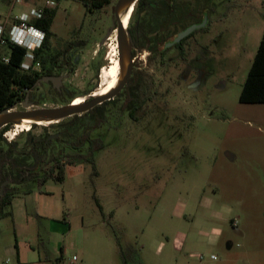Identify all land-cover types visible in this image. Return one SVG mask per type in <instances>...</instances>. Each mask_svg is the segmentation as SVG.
Listing matches in <instances>:
<instances>
[{"label":"rangeland","instance_id":"obj_1","mask_svg":"<svg viewBox=\"0 0 264 264\" xmlns=\"http://www.w3.org/2000/svg\"><path fill=\"white\" fill-rule=\"evenodd\" d=\"M46 1L22 0L30 7ZM110 1L93 14L79 0L59 3L49 52L60 55L63 92L39 84L29 92L32 109L87 98L100 88L102 70L118 65L117 35L108 34L116 26L119 0ZM14 2L0 0L4 15ZM211 5V11L200 12L206 27L172 47L163 61L144 48L135 50L128 85L97 113L105 118L90 134L94 166L69 156L65 161L76 166L66 168L63 183L49 179L24 186L15 171L30 172L41 162L48 174L60 145L47 148L44 139L59 133L62 123L93 124L90 116L4 132L0 149L18 153L5 156V176L10 188L21 192L5 210L11 216L0 220V259L10 264H71L73 256L81 264H264V104L240 103L263 40L264 0H212ZM143 18L135 6L127 31ZM68 42L75 47L62 59ZM8 52L0 44V57ZM144 75L155 82L158 95L148 105L149 115L135 123L125 104L129 95H137ZM80 134L65 146L68 155L88 154L89 144L80 151L71 147Z\"/></svg>","mask_w":264,"mask_h":264},{"label":"trees","instance_id":"obj_2","mask_svg":"<svg viewBox=\"0 0 264 264\" xmlns=\"http://www.w3.org/2000/svg\"><path fill=\"white\" fill-rule=\"evenodd\" d=\"M79 1L84 4L87 14H93L96 11L103 10L111 4L110 0ZM143 2L144 0H140V4H143ZM157 4L159 8L156 9H151L150 7H139L141 12H147L146 18L151 19L154 22L153 27L147 26L143 28V32L147 38H153L155 44L159 47H165L166 44L169 43L168 40L170 38L175 37L177 33L184 30L187 26L182 25V22L178 17V9H176V7H164L166 2L162 0L158 1ZM162 7H164V10ZM57 13L58 7L55 9H45L43 18L32 22L37 28L41 29L46 34L42 48L34 52L35 61L41 64V71H22L21 67L27 55V50L10 42L6 44L9 52L7 55L0 57V113L7 108L17 106L21 102L25 101L29 92L33 90V87L40 80L53 75V70L57 67L60 57L59 54L52 55L49 52L50 41L55 36L52 27L57 17ZM199 20L200 21L198 23H202V16ZM128 33L132 39L134 37L132 29H129ZM67 45L68 49L72 46L71 42H68ZM177 46L179 47L180 45ZM138 86L139 89H137V95L135 93V97H133L131 94L127 99L129 118L135 123L143 121L149 115V109H147V106L158 95V90L155 89V82L152 79L149 80L145 77V75L142 82ZM32 99L33 98H30L31 101ZM131 102L135 105H131ZM240 103L264 104V35L247 80L243 86ZM100 110H102V106H99L85 114V116H90L94 119L93 124H89L81 128L76 127V122L71 123L64 129L62 138L57 140H49L50 136L48 135L43 141V145L45 147H51L52 144L60 145V149H58L56 157L54 154H52L53 156L51 157L50 162H52L54 166L50 169L48 174L40 168L42 164L41 162H38L36 169H33L30 172L26 169L15 170L20 177L17 182L19 186H24L27 183L35 181L44 183L49 179H54L57 182L63 183L66 168H68V166H76L75 163H68L65 161V158H68L69 156L74 158V162L82 164L91 163L94 166L95 161L93 152L95 149L93 146L95 141L90 138V134L98 129L103 123L104 117L98 118L97 116V113H99ZM10 127H12V125L7 126L0 131V144L4 142V132H7ZM77 132H81L80 136H76L78 142L76 144H71V147L76 151H80L83 147L89 144V152L86 155H82V153L68 155L65 151L67 150L65 146L69 145V140H72L73 134ZM5 145L11 146L13 144H7L5 141ZM2 151L3 150L0 149V154ZM15 154L18 155V153H14L13 150H10L5 154V156L12 159V156ZM6 157L5 159H7ZM15 162H18V158ZM21 174L24 176H21ZM20 192V189H11V191L5 195L0 211V220L11 216V212H5V210L12 206L14 198Z\"/></svg>","mask_w":264,"mask_h":264},{"label":"water","instance_id":"obj_3","mask_svg":"<svg viewBox=\"0 0 264 264\" xmlns=\"http://www.w3.org/2000/svg\"><path fill=\"white\" fill-rule=\"evenodd\" d=\"M138 1L139 0H119L115 6L114 13L116 19V26L112 30V32L108 34V37H111L114 33H116L117 35L120 64V81L113 91H111L108 95L101 97H93L94 94L88 96L89 101H86L85 103L79 106H73L72 103L54 109H32L34 105L30 102L28 95L25 101L20 103L22 110H17V105L11 108H7L0 113V131L10 125H12L13 127L21 125L25 120L59 123L60 121H63L67 118L85 114L93 110L97 106L102 105L104 102L110 101L117 97L118 94H120L128 85L134 68L132 52L133 45L130 39V35L121 21L120 14L124 9L135 5ZM206 24L207 19H205L202 24L193 25L187 28L185 31H183L177 36L173 44L168 46L170 47L175 44L181 43L183 39L187 38L195 31L204 29L206 27ZM61 80L62 78L48 77L44 78L42 82H52L57 85L60 83ZM36 86L37 85H35L33 89ZM51 138H55V136Z\"/></svg>","mask_w":264,"mask_h":264},{"label":"flooded vegetation","instance_id":"obj_4","mask_svg":"<svg viewBox=\"0 0 264 264\" xmlns=\"http://www.w3.org/2000/svg\"><path fill=\"white\" fill-rule=\"evenodd\" d=\"M158 1L160 0H144L143 4H140V0L134 5L137 7V12L140 14V15H143L144 18H143V21H142V24H138L136 27H134V29H132L133 31V38L131 39V42H132V45H133V55H134V52L135 50L137 49H142L144 48V50L148 51L149 53V57H155V58H159L160 61H163V59L165 58V56L169 53V51L171 50L172 47H178L177 45H180L181 43L179 44H175L173 46H168V45H171L174 43V40L177 38V36L182 33L183 31H185L187 28H189L190 24L189 25H186L187 22H191V25L193 24H200L198 23L200 20L199 18L202 16L200 14V12L202 11L201 9H204L206 11H211V8L208 9L209 7H211V1L212 0H162L164 2H166V4L164 5V7H176V9H178L177 13H178V17L180 18L181 22H182V25H186L187 27L180 31L179 33H177V35L175 37H172L168 40V44H166L165 47H159L157 44H155L154 42V39L153 38H147L145 36V33L143 32V28L145 27H153V24L154 22L151 20V19H147L146 18V13L147 12H141L139 7H150L151 9H156V8H159L158 7ZM162 7V9L164 8ZM205 7V8H204ZM134 10H135V7H134ZM164 10V9H163ZM203 18V16H202ZM204 20V19H203ZM202 20V21H203ZM141 30H140V29ZM131 29V28H130ZM196 32V31H195ZM194 32V33H195ZM192 35V34H191ZM75 47V45H72L69 49H66L64 52H63V55H62V59H65L66 58V55L70 52V50H73ZM146 48V49H145ZM143 50V49H142ZM133 61H134V64H135V59H134V56H133ZM59 65V63H58ZM57 67L53 70V75L52 76H48V77H55V78H62V80L60 81L59 84L55 85L54 83L52 82H42V80H40L36 85L38 86L39 84L41 83H45V84H48V85H51V87L56 90V92L58 94H61L63 92L61 86L63 84V77H62V74H61V70H62V67ZM42 69V67H41ZM134 69V68H133ZM41 71V70H40ZM46 77V78H48ZM126 88V87H125ZM93 93L91 94H88L87 96H91L93 95ZM116 98V97H115ZM75 98H70L68 100V103L66 105H69V104H72L73 101H74ZM29 100H30V95H29ZM114 100V99H112ZM110 100V101H112ZM87 101H89V98L87 97ZM154 101V100H153ZM152 101V102H153ZM30 102L32 103V101L30 100ZM86 102V101H85ZM107 102V101H106ZM104 102L102 105V110H103V105L106 103ZM134 103L131 102V105H133ZM150 104V103H149ZM65 105V106H66ZM126 108V112L129 116V110H128V103L125 104ZM135 105V104H134ZM99 107V106H97ZM96 107V108H97ZM130 107V106H129ZM131 108V107H130ZM95 109V108H94ZM147 109L148 106H147ZM102 110H100L99 112H102ZM92 111V110H91ZM90 112V111H89ZM88 113V112H87ZM85 113V114H87ZM85 114H82V115H76V116H73L75 118H81L83 115L85 116ZM98 118H101V115L98 114L97 115ZM104 116V115H103ZM102 116V117H103ZM105 118V117H104ZM71 123H74V122H71ZM71 123H62L60 125L57 126V128H60V131L59 133H57L56 135H53L55 136V138H51L53 136H50L49 137V140H57V139H61L62 138V132L61 130H64L69 124ZM5 158V154H4V151H2V153L0 154V161L2 159ZM4 164H0L1 167H2V177H1V168H0V211H1V208H2V203H3V200L5 198V195L11 191V188H10V184H11V179H9V177L5 176V159H4ZM10 163H7V165H9ZM13 182V181H12Z\"/></svg>","mask_w":264,"mask_h":264},{"label":"built area","instance_id":"obj_5","mask_svg":"<svg viewBox=\"0 0 264 264\" xmlns=\"http://www.w3.org/2000/svg\"><path fill=\"white\" fill-rule=\"evenodd\" d=\"M61 1L63 0H48L42 7H30L16 15V6L19 8L23 4L22 0H15L5 15L0 9V44L10 42L27 50L22 71L41 70V64L35 61L34 52L42 48L46 34L32 22L42 19L45 9H55ZM10 263V259H0V264ZM71 264H81L78 256L72 257Z\"/></svg>","mask_w":264,"mask_h":264},{"label":"bare ground","instance_id":"obj_6","mask_svg":"<svg viewBox=\"0 0 264 264\" xmlns=\"http://www.w3.org/2000/svg\"><path fill=\"white\" fill-rule=\"evenodd\" d=\"M134 5L131 7H128L124 9L121 14L120 18L121 21L125 27V29H128L129 23L131 21V17L134 12ZM117 64V63H116ZM120 81V65L113 68H104L101 72V86L98 90L94 92L93 97H101L108 95L111 91H113ZM87 98L81 97L77 98L73 101V106H79L85 103ZM56 122H38V121H32V120H25L21 125L16 126L17 129L21 130L22 127L25 125H36V126H42L47 127L55 124ZM20 132V131H19ZM11 133V132H10ZM12 135L15 137L17 134L12 131Z\"/></svg>","mask_w":264,"mask_h":264},{"label":"crops","instance_id":"obj_7","mask_svg":"<svg viewBox=\"0 0 264 264\" xmlns=\"http://www.w3.org/2000/svg\"><path fill=\"white\" fill-rule=\"evenodd\" d=\"M28 8H30V6H27V5L23 2V4L19 6V11H18V12L20 13V11H21V12H22V11H26ZM18 12H16V13L14 12L15 15H16V14H19Z\"/></svg>","mask_w":264,"mask_h":264}]
</instances>
